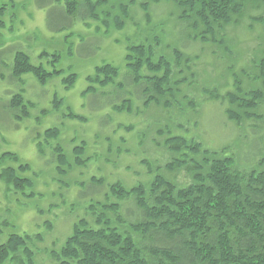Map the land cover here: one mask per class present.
Returning <instances> with one entry per match:
<instances>
[{"label": "trees", "instance_id": "1", "mask_svg": "<svg viewBox=\"0 0 264 264\" xmlns=\"http://www.w3.org/2000/svg\"><path fill=\"white\" fill-rule=\"evenodd\" d=\"M33 1L38 9L49 8L46 21L50 30L60 31L70 28L77 20L98 21L102 17L105 33H108L109 29L122 31L125 19H131V7H138L142 13V10L147 13L150 4L156 5L163 0L139 2V5L133 1L129 5L121 4L120 0ZM172 1L179 10V22L193 33L191 39L212 44L216 43V33L239 22L246 3L264 2ZM147 16L149 21L151 16ZM52 18L60 21L61 26L52 28ZM71 36H65V40L68 41ZM72 51L76 56H84L80 45H76L74 50L73 46L69 47L67 54ZM8 54L5 60L7 65L1 64L13 86L18 82L23 83L25 75L32 76L41 87L53 78L62 77L65 89L70 88L77 79L75 73L63 77L64 72L55 69V63L61 58L57 53L50 55L43 51L35 57L46 60L53 68L50 71L42 64H32L30 55L24 51L14 48ZM192 59L190 55L174 50L173 60H167L157 55L150 45H131L127 47L124 57V67L128 73L120 82H115L119 69L110 64L95 67L94 74L86 77V80L101 88L118 86L117 91L113 92L115 101L109 100L110 105L106 104L116 112L133 114V101L139 102L143 108L153 105L171 109L176 103L174 99L179 85L186 80L181 76L180 68L184 66L188 69ZM253 68L252 79L261 82L260 88L242 91L240 83L236 82L234 93H204L208 100L225 104L223 121L227 126H245L247 145L250 147L239 158L245 154L242 159L247 166L254 163L253 168H243L234 158L232 150L211 151L194 138L185 139L172 134L164 138L163 127L151 128L154 136L157 134V140L154 136L152 139V133H148V139L157 149L165 151L167 159L163 164H154V167H151L152 161L140 160L148 173L152 174L149 182L128 189L118 181L104 187L103 180L94 179L95 183L90 185L91 200L81 208V217L80 212H74L79 217L71 220L68 235L64 238L59 235V241L57 236L43 241L40 232H17L13 227V231L0 240V264H37L42 250L36 244L40 242H44L42 253L46 255V261L40 264H47L48 259L49 264H264V113L256 112L264 102V59L256 61ZM176 69L178 71L174 73ZM0 78H4V75L0 74ZM127 85L137 90L123 96ZM19 91L10 94L3 106L5 125L11 129L17 128L15 123L28 119L30 109L34 108V104L25 99L23 90ZM87 93L95 96L96 90L88 87L85 90ZM188 103L194 107L193 102ZM61 105L60 99H52L53 112L59 110ZM49 112L40 110L43 116ZM64 117L82 120L69 109ZM121 128L128 132L132 130L130 127ZM41 134L49 143L58 138L59 131L52 128ZM37 150L42 151L39 143ZM51 153L59 166L61 163L66 165V157L58 143L53 145ZM5 159L17 162L14 154L5 152L0 155V166ZM256 160L258 162L255 164ZM27 168L26 165L18 169L5 168L0 172V179L11 184L23 197L33 198V182L16 176V170L26 171ZM66 168L71 170V166ZM58 170L59 173L63 172L61 167ZM180 172L189 178L188 184L178 182ZM72 208L75 209V206L72 205L70 211ZM76 208L78 211L79 207ZM42 223L48 231H52L51 223L41 221L40 225ZM9 225L7 219L0 222L1 227ZM2 237L0 229V239ZM61 239L63 242L59 243Z\"/></svg>", "mask_w": 264, "mask_h": 264}, {"label": "rangeland", "instance_id": "2", "mask_svg": "<svg viewBox=\"0 0 264 264\" xmlns=\"http://www.w3.org/2000/svg\"><path fill=\"white\" fill-rule=\"evenodd\" d=\"M120 1L127 5L131 1L136 5L150 3V0ZM48 10V7L38 9L33 0H2L0 3V74L4 75L0 78V155L8 152L17 157V162L5 159L0 172L8 167L18 169L26 165L27 170H16V176L27 178L34 184L31 190L34 197L26 198L0 179V222L7 219L10 223L5 228L0 226L1 241L13 231V227L17 232H40L43 241L56 236L59 241V235L64 238L70 233L71 220L79 217L74 212H80L81 217V208L90 202V185L95 183L94 179L103 180L104 187L118 181L128 189L149 182L152 174L140 160H150L153 162L151 167H154L167 159L165 151L157 149L148 139V133H152L153 139L152 129L155 127H163L164 138L172 134L185 139L194 138L211 151L232 150L236 161L243 168L247 166L242 159L245 154L239 158L250 147L245 126H227L223 121L225 104L208 100L204 93H234L236 82L240 83L242 91L261 87V82L252 76L256 61L264 59V2L246 3L239 22L216 33L214 44L191 39L193 33L179 22V10L172 0L150 4L147 13L131 7V19H125L122 31L109 29L108 33H105L102 17L98 21L77 20L70 28L60 31L50 30L46 21ZM147 15L151 16L149 21ZM50 26L56 29L61 22L52 18ZM69 34L72 36L66 41L65 36ZM138 44L150 45L157 55L167 60H173L174 50L193 58L188 69L180 68L181 76L186 80L179 85L174 99L176 103L171 109L153 105L143 108L139 102L133 101V114L116 112L106 104L110 105L109 100L115 101L113 92L118 86L101 88L86 80L94 74L95 67L110 64L119 69L115 82H120L128 73L124 67L127 47ZM76 45L82 46L84 56H76L73 51L67 54L68 48L73 46L74 50ZM14 48L28 53L32 64H42L49 71L53 68L46 60L35 57L43 51L50 55L57 53L61 58L55 63V69L62 70L63 77L75 73L77 79L65 89L62 77L53 78L41 87L32 76L25 75L23 83L13 86L1 63L6 64L8 52ZM88 87L96 90V97L85 94ZM124 88L123 96L137 90L129 85ZM19 90H23L25 99L33 103L34 108L30 109L28 119L15 123L17 128L11 129L5 125L3 106L6 98ZM54 97L60 99L62 105L53 112ZM190 101L194 107L188 103ZM41 109L50 112L43 116ZM68 109L82 120L65 118ZM256 112L264 113V102ZM122 126L132 128L131 132ZM52 128L57 129L59 135L47 143L41 133ZM154 138L157 140L156 133ZM38 143L41 152L37 150ZM55 143L63 149L66 165L61 163L59 166L54 160L51 151ZM252 165L245 168H253L254 163ZM68 166H71L70 171L66 168ZM59 167L63 172H58ZM177 180L181 185L189 183L184 172L178 173ZM72 205L75 209L70 211ZM76 207H79L78 211ZM41 221L51 223L52 231H48L43 223L40 225ZM62 239L59 243L63 242ZM36 246L42 250L37 259L40 264L46 261V255L42 253L44 242Z\"/></svg>", "mask_w": 264, "mask_h": 264}]
</instances>
